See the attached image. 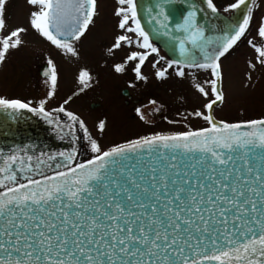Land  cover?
<instances>
[{
	"label": "snow or ice",
	"instance_id": "6c2138e0",
	"mask_svg": "<svg viewBox=\"0 0 264 264\" xmlns=\"http://www.w3.org/2000/svg\"><path fill=\"white\" fill-rule=\"evenodd\" d=\"M115 2L124 34L115 37L109 52L124 44L139 49L125 60L135 62L138 81L147 79L141 69L153 55L157 80L169 69L179 78L186 77V69L209 73L210 93L195 79L192 84L207 98L205 111L190 113L207 127L153 133L105 148L65 107L71 96L47 109L58 83L56 64L48 59L45 98L0 96V109L40 116L58 139L70 137L72 147L50 153L26 144L0 151V264H264V119L228 123L211 114L224 100L221 60L249 30L255 0L229 2L225 13L242 6L246 11L215 36L200 19L201 13L205 19L218 15L214 0H200L206 9L196 0H155L143 9L149 28L142 23L139 0ZM180 2L185 7L176 9ZM6 3L0 0V30ZM26 3L32 9L29 27L62 54L78 56L76 42L94 23L97 0ZM26 31L17 26L0 37V64L22 47ZM257 36L264 41V18ZM153 37H163L178 54L166 67L157 68L165 57ZM247 42L255 63L264 65V44ZM114 70L121 73L124 65L115 64ZM91 79L88 71H79L80 92ZM135 111L143 120L141 110ZM104 128L100 121L98 130ZM80 133L91 153L83 161L77 159Z\"/></svg>",
	"mask_w": 264,
	"mask_h": 264
},
{
	"label": "rangeland",
	"instance_id": "374dc122",
	"mask_svg": "<svg viewBox=\"0 0 264 264\" xmlns=\"http://www.w3.org/2000/svg\"><path fill=\"white\" fill-rule=\"evenodd\" d=\"M97 3L94 23L85 36L76 42L78 56L72 57L62 54L29 27L28 17L32 9L26 0H7L5 27L0 30V37L17 26L27 31L21 34L22 47L12 51L6 61L0 64V96L34 102L45 98L48 86L46 79H42L38 73L40 66L52 59L58 70V83L47 109L59 106L71 96L72 99L65 107L85 120L90 134L105 148L153 133L172 134L205 127L204 123L190 115L195 110L203 111V105L207 102V98L199 94L192 84L195 79L210 93V87L205 83L210 74L202 70L186 69V77L179 78L175 76L174 69H169L166 78L157 80L154 76L156 68L152 67V63L158 58L154 55L148 58L141 69L146 80H136L135 73L132 81L129 79L130 92L139 100V104L128 108L123 105L118 91L127 86V77L134 63L127 69L124 66L121 73L115 72L114 65L121 64L120 59L128 51L140 50L133 46L109 52L115 37L124 33L118 29V19L114 16L116 2L98 0ZM235 58L236 55L232 53L221 61L225 97L223 103L214 110V117L230 123L263 119L264 65L254 63L255 66L250 68L247 60L249 57L242 59V65L240 62L233 65L232 60ZM163 67L166 64L161 60L157 68ZM81 69L88 71L92 77L90 87L83 92L79 91L80 85L77 82ZM247 72L249 75H246ZM96 102L101 106L90 110L89 104ZM137 108L141 110L143 120L136 114ZM100 121L105 122L102 132L98 130ZM79 135L83 161L90 158L91 153L82 139V133Z\"/></svg>",
	"mask_w": 264,
	"mask_h": 264
},
{
	"label": "water",
	"instance_id": "95a60500",
	"mask_svg": "<svg viewBox=\"0 0 264 264\" xmlns=\"http://www.w3.org/2000/svg\"><path fill=\"white\" fill-rule=\"evenodd\" d=\"M142 5L141 19L145 28L150 26L147 23V15L143 11L144 8H150L155 0H139ZM200 4V0H196ZM176 9H183L185 5L180 2L174 5ZM246 11L242 8L237 12L232 13L230 17H226L221 13L213 17L209 13L208 18L205 19L204 13L200 14V19L207 25V34L210 36L221 35L223 30H226L232 20H234L240 12ZM154 43L164 52L168 59L178 56L173 53L170 48L165 46L163 37H153ZM47 70V65H42L40 75L44 76ZM46 78V77H45ZM220 87V85H219ZM32 145L39 151L45 152H61L71 150V139L66 137L64 140L57 138L52 127L46 123L40 116L33 113L21 110L20 112H12L11 110L0 109V151L9 152L13 148L23 147L24 145Z\"/></svg>",
	"mask_w": 264,
	"mask_h": 264
},
{
	"label": "flooded vegetation",
	"instance_id": "af4514ba",
	"mask_svg": "<svg viewBox=\"0 0 264 264\" xmlns=\"http://www.w3.org/2000/svg\"><path fill=\"white\" fill-rule=\"evenodd\" d=\"M112 1H115V0H112ZM249 1L251 2V0H249ZM97 2H98V0H97ZM229 2H234V0H214V3L216 4L218 10L220 12H222L223 14H225L226 16H230L232 14V13H225L223 11V8L226 7ZM97 6H98V4H97ZM261 18H264V0H255V5L253 6V19H252V22L250 24L249 30L246 32L245 36L242 37L240 41H238L237 45L234 46V48L232 50H230V53L229 54H226V56L224 58H222V60H224L230 54L234 53L236 55V58L234 60H232L233 61V63H232L233 65L235 63H238V62H240L241 65H242L243 64L242 59H244L245 57H249V58H247V60L249 61V63H252V64L255 63V51H254V48L251 47L248 44L247 41L248 40H252L253 43L254 44H257V45L264 44V41H261L260 38L257 36V28H258V24H259V21L261 20ZM133 46L122 45V47L113 49L111 52H114V50H117L118 51V50H121L123 48H128L129 49V48H131ZM111 47H109V48H111ZM128 53H129V51L127 52V54ZM127 54H126V56H127ZM126 56L125 57H122L120 59L121 64H123L126 67V69L130 65L133 66V63H134V66H135V62L134 61H128L127 63H125ZM147 61L148 60H146V62ZM163 61L165 62L166 59L163 60ZM247 74L249 75V72H247L246 75ZM133 75H134V72L132 70V71H130V75H129L131 78L129 76L127 77L128 78L127 79V82H126L127 83L126 84L127 86L122 87L118 91L119 98L123 102V105L125 107H127V108L128 107H132L131 105L136 106V105L139 104V100L138 99H135L133 97V95L131 94V92H130L131 90H130V85H129V79L132 81ZM92 105H95V108H92ZM100 106H101V104L100 103H97V102L96 103H90L89 104V109L90 110H94V109L99 108ZM133 109H134V107H133ZM195 118L197 120H199L201 123L206 124V121H204L203 119L198 118V117H195ZM84 122H85V120H84ZM85 124H86V122H85ZM86 127H88L87 124H86Z\"/></svg>",
	"mask_w": 264,
	"mask_h": 264
},
{
	"label": "bare ground",
	"instance_id": "6f19581e",
	"mask_svg": "<svg viewBox=\"0 0 264 264\" xmlns=\"http://www.w3.org/2000/svg\"><path fill=\"white\" fill-rule=\"evenodd\" d=\"M77 148H78V147H77ZM78 153H79V155H78L77 159L80 160V152H79V150H78Z\"/></svg>",
	"mask_w": 264,
	"mask_h": 264
}]
</instances>
